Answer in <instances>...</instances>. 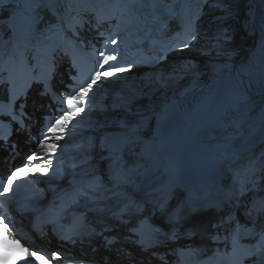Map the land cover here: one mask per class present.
<instances>
[{
  "label": "snow or ice",
  "instance_id": "obj_1",
  "mask_svg": "<svg viewBox=\"0 0 264 264\" xmlns=\"http://www.w3.org/2000/svg\"><path fill=\"white\" fill-rule=\"evenodd\" d=\"M52 2L70 3L71 0H23L25 8L23 11L24 30L22 37L13 40L9 36V58L7 64H0V96H2L4 86L7 84L8 107L10 111L6 113L10 117L11 123L17 125L16 131L21 134H27L26 139L33 141L35 150L27 154L20 166L10 171V174L0 178V198L5 200L11 199L16 182L21 177L33 176L37 174L42 177L49 176L54 169V161L58 154H63L62 141L66 140L69 135L73 122L85 113L90 106V93L94 95V88L100 82L109 78L119 77L122 73H128L132 70L133 62H126V66H118L123 61V52L119 47L121 40L109 35L105 38L101 48L92 45V51L88 53L95 60L94 70L83 77V82L78 83L76 87H71L66 92L57 95L54 89V81L57 76L58 60L55 58L57 52H62L71 60V67L78 68L77 57L86 47V41L81 39L85 23L83 15L94 17L96 24L102 26L108 19L119 16V23L116 25L120 28L126 22H138L140 13L137 10V4H145L148 0H78V2L91 4L93 7L85 8L81 12L72 15L73 9L69 8L66 16H58L48 7ZM202 4H207L211 9L220 10L223 15L213 17V22H219L221 26L217 27L208 39V44L202 48L203 55H211L213 52L217 56L228 55L226 44L231 41L229 29L222 27L223 23L232 18L234 13L228 6L229 0H200ZM21 0H0V13L6 11L5 5L15 4L16 9H8L9 17L12 19L15 12L20 7ZM47 10L59 24H49L44 22L40 13ZM203 14V8L200 9L194 17L186 18L183 25L185 38L172 42L169 47L173 52L183 53L185 49L196 47L201 37L197 28V21ZM6 21L0 22V38L3 36V27ZM64 25H67L65 30ZM9 33L12 34L14 26H8ZM98 30V29H97ZM70 32L71 36L66 39L54 41L53 34ZM116 35H119L117 32ZM100 37H104L103 32H99ZM264 47V40L261 41ZM166 59V56L157 59ZM184 70H189L190 65L181 66ZM6 74V75H5ZM22 76L24 86L19 91L16 88L17 78ZM33 84L40 85L37 88L39 100L33 102L34 110L39 107H47L48 115L42 121V128L37 131L35 138L32 137V117L25 111L28 100L29 90ZM243 86V81H241ZM23 96L24 103L19 106V111L15 110L16 100ZM44 98H48L55 103L44 105ZM247 105V101H244ZM41 112V116H43ZM260 128L259 135L264 140V108L258 113ZM121 127L126 125L121 124ZM8 137H0V140L7 141ZM138 141L131 135H121L117 137L112 145L101 141L99 147L108 151V155L103 157L110 161V166L120 168L121 173L128 171L127 161L121 164L124 157L136 158ZM15 151L16 145L12 146ZM247 175H241L239 171L233 175V191L227 198V202L214 204L210 207L216 209V218L202 222L198 226H191L189 221L191 217L202 211H207V207L198 204L194 200H184L181 204L169 211L168 193L165 190L160 199L149 202L141 200L137 193L140 188L133 187L134 181L131 177L125 176L123 180L109 177L108 183L113 188H106L104 177H95L87 182V186L81 187L74 193H64L61 197L62 206L66 201L68 206L79 205L82 198L94 199L101 192H111V195L105 199H118L120 203L116 210L112 212V219L116 225L126 229L125 234L103 235L104 232H112L114 228H104L101 232H95L94 229L86 230L84 225V216L77 217L78 225L72 229L74 236H102L104 247L112 251V246L118 244L121 239L128 240L137 245L142 252H148L151 249H157L166 246L168 242H175L180 238L192 239L196 236L201 237L200 246L186 244L182 248H173L167 255L176 258V264H184L185 257L191 259L192 264H206L205 257L208 261L220 260L223 264H264V196L249 197V193L264 191V150L259 154L253 153L245 164ZM89 175V173H86ZM123 188V191L116 192L113 189ZM91 193V196H89ZM247 198V199H246ZM259 204V206H258ZM93 211H95L93 209ZM160 212L165 216V223L170 225V230L164 232L151 224V220ZM239 212L244 218L241 223L240 218L236 215ZM11 218L6 215H0V264H52L47 255L55 257L61 261V254L52 252L50 254H41L38 251H30L21 243L20 239L12 238L8 235L10 230ZM151 230V238L145 239V229ZM137 237L133 240L132 237ZM165 239H161V237ZM70 238V237H69ZM247 240V243L244 241ZM75 243V240L72 241ZM213 247L209 249L208 243ZM13 246L16 251L10 253L8 248ZM96 251V249H93ZM117 259H124L132 264L135 259L132 253L116 248ZM211 255H208V252ZM151 255L168 264V260L158 252L152 251ZM67 258V257H64ZM79 264H85L80 261ZM103 264H109L107 257L104 258Z\"/></svg>",
  "mask_w": 264,
  "mask_h": 264
},
{
  "label": "bare ground",
  "instance_id": "obj_2",
  "mask_svg": "<svg viewBox=\"0 0 264 264\" xmlns=\"http://www.w3.org/2000/svg\"><path fill=\"white\" fill-rule=\"evenodd\" d=\"M228 6L234 15L232 18L226 20L222 27L233 30L235 32L233 36L239 34V42H241L240 48L244 47L246 44L245 39L247 37V31L260 15L264 7V0H229ZM208 13L211 18L223 15L220 10L211 9L209 6ZM219 26L221 25L219 24ZM207 37L199 42L202 47L208 44ZM192 51L191 55L182 53L175 59L167 61L168 64L162 66L166 74L173 76L172 81L174 84L163 88L152 87V93L159 95L166 94L168 91L179 89L180 85L186 84L193 87L196 84L204 82L210 75L216 73L225 66L222 57L217 56L215 52L211 55L203 56L199 53L202 49L199 48L198 45L194 47ZM184 64L190 65V69L184 70L181 67Z\"/></svg>",
  "mask_w": 264,
  "mask_h": 264
},
{
  "label": "water",
  "instance_id": "obj_3",
  "mask_svg": "<svg viewBox=\"0 0 264 264\" xmlns=\"http://www.w3.org/2000/svg\"><path fill=\"white\" fill-rule=\"evenodd\" d=\"M181 54L182 53H174L173 55L167 57V61H171V60L175 59L177 56H179ZM148 71H153V70L152 69H149V67L147 65H142L138 69L130 71L128 77L140 76L141 74H143L145 72H148ZM169 92H171V91H168L166 94H169ZM151 99H153V100L158 99L157 98V94H155V93L154 94H151ZM139 100L141 102H144L147 99L142 97Z\"/></svg>",
  "mask_w": 264,
  "mask_h": 264
},
{
  "label": "rangeland",
  "instance_id": "obj_4",
  "mask_svg": "<svg viewBox=\"0 0 264 264\" xmlns=\"http://www.w3.org/2000/svg\"><path fill=\"white\" fill-rule=\"evenodd\" d=\"M203 55V54H202ZM201 58V57H200ZM203 60V59H202Z\"/></svg>",
  "mask_w": 264,
  "mask_h": 264
}]
</instances>
